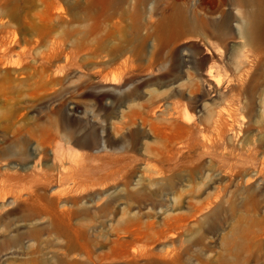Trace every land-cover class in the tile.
<instances>
[{"label": "rangeland", "instance_id": "rangeland-1", "mask_svg": "<svg viewBox=\"0 0 264 264\" xmlns=\"http://www.w3.org/2000/svg\"><path fill=\"white\" fill-rule=\"evenodd\" d=\"M0 264H264V0H0Z\"/></svg>", "mask_w": 264, "mask_h": 264}, {"label": "bare ground", "instance_id": "bare-ground-1", "mask_svg": "<svg viewBox=\"0 0 264 264\" xmlns=\"http://www.w3.org/2000/svg\"><path fill=\"white\" fill-rule=\"evenodd\" d=\"M249 23H250V21H249ZM248 24V23H247ZM250 25H251V23H250ZM248 29V26L246 27L245 26V28H244V30L243 31H246Z\"/></svg>", "mask_w": 264, "mask_h": 264}]
</instances>
